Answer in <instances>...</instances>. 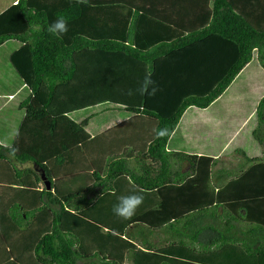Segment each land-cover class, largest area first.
<instances>
[{"label":"trees","instance_id":"obj_1","mask_svg":"<svg viewBox=\"0 0 264 264\" xmlns=\"http://www.w3.org/2000/svg\"><path fill=\"white\" fill-rule=\"evenodd\" d=\"M61 15L68 31L50 34L48 25ZM11 53L17 83L7 91L25 83L20 90L28 94L17 106L23 116L10 140L18 151L11 155L0 144V158L7 150L20 162L33 161L53 188L39 187V178L9 166L26 201L8 203L0 213V264H124L126 259L131 264H202L179 246L206 253L225 244L264 259V156L248 157L251 165L210 191L204 185L213 157L166 147L188 106H208L254 53L264 66V0H0V59L7 61ZM148 73L159 87L154 96L135 91ZM100 100L151 115L154 129L167 127L170 135L157 139L153 131L146 146L104 159L106 140L94 154L87 119L78 122L69 115ZM254 116L252 134L260 131L264 137V96ZM133 150L130 166L127 157ZM173 155L186 160L194 175L170 177ZM65 161L78 166H61ZM66 171H72L71 185L62 189L61 178L60 185L55 179ZM171 183L196 188L193 195L202 198L201 204L175 212L168 203L153 201V190L165 191ZM135 191L144 196L135 215L128 220L116 216L118 197ZM209 198L216 202L207 204ZM218 207L223 209L219 215ZM207 211L220 220L202 221ZM29 215L34 222L29 223ZM240 217L247 228H238ZM35 223L36 240L28 243L21 236L12 243L15 226ZM130 223H144L147 233L166 224L174 236L163 251L170 254L157 251L145 235L126 238Z\"/></svg>","mask_w":264,"mask_h":264},{"label":"crops","instance_id":"obj_2","mask_svg":"<svg viewBox=\"0 0 264 264\" xmlns=\"http://www.w3.org/2000/svg\"><path fill=\"white\" fill-rule=\"evenodd\" d=\"M12 53L8 54L7 61H4V59H0V144L2 145H11V139H13L17 133L18 125L22 119L23 112L19 111L17 106L20 101H22L28 94V92L25 90L22 92L20 89L25 85H18V87L14 91H7L9 88L15 85L17 83L16 73L13 69L11 56ZM256 53L253 54V58L251 60L254 61V72L252 78H248L249 82H251L252 87H255L257 89V102L261 97L264 96V80L262 78V75L264 76V66L259 62V60L256 58ZM251 60L236 74V76L233 78L231 83H234L233 81L237 78L241 77L242 79H245L247 74L244 72L246 67L250 64ZM11 63V64H10ZM12 65V66H11ZM260 74V75H259ZM8 78V79H6ZM4 81H8V83H12L10 85L4 84ZM10 81V82H9ZM248 82V83H249ZM231 83L228 85V87L216 98L214 99L208 106L204 108H199L196 106H192L193 109L190 110L189 106L184 110V116L180 117L179 122L177 124V130L169 136L167 141V149L168 150H180L185 149L187 152H195L197 154H205L213 157L214 164L211 166V174L209 175V180L204 185L205 188L208 187V189L211 191V189L217 190L219 187H222L225 185V183L230 180V178L234 177L236 173L239 172L240 169L245 168L246 166L251 165V161H249L248 157H256V158H262L264 156V147L256 148L255 145L251 149V153H246L243 156L240 155H234L236 150H233L229 153H226V150L229 148L236 147L238 143H233L234 139L240 136L242 133L245 124L251 119L253 120L254 112L257 106V103L246 111V117L242 120H240L239 124L232 125V127H229V124H227V128L224 127V124L226 122H229L228 119L224 118L223 115H220L218 111H213V109L208 110V108L214 104L217 103L218 99L222 97V94L229 89ZM248 83L242 84L238 89H236L237 92L240 93L238 97L242 95V92H246L249 87ZM245 86L242 88V86ZM255 85V86H253ZM126 87L129 86V84L125 85ZM12 92V93H8ZM108 102V103H104ZM102 103L106 104L105 107H101V111L106 112V118H112L108 119L109 121L105 124L103 122L100 123L98 126L95 122L94 113L88 114V115H80L77 114V116H72V113L81 109H85L90 106H98ZM191 106V105H190ZM120 109H123L125 112L124 114H115L119 112ZM208 110V111H207ZM187 113L185 114V112ZM69 115L74 118L76 121H82L84 119H87V123L84 126L85 129H87L93 137V141L95 143V152L94 154L100 153L99 147L100 144H102V140H106V143H104L106 147V153L105 157L100 156L99 158H110L111 156H120L122 153L130 154L129 151L132 150V146L137 147H143L146 146L147 141L150 139L153 129L155 127V118L153 116L145 115L142 113H134L130 110H127L124 108V104L120 102H114L111 100H100L93 103H90L84 107L74 109L69 113ZM105 118V117H104ZM103 124H105L103 126ZM116 124H119L118 128H115L114 126ZM200 127V128H199ZM229 127V128H228ZM115 128V129H114ZM212 128L213 131H210L209 129ZM223 131V129H225ZM249 129H252L251 127H248ZM200 129V130H199ZM225 132V133H224ZM145 133V137L141 138V134ZM217 134L214 136V134ZM225 134L224 139L222 141H219V138L222 137V135ZM139 135V136H138ZM132 136V137H131ZM130 139L128 140L127 138ZM140 137L139 142H136L134 139ZM214 138L213 140H211ZM9 140V141H8ZM264 146V145H262ZM91 147V145L89 146ZM88 147V148H89ZM101 148V147H100ZM134 151V150H133ZM3 156L0 158V213L3 215L5 214V211L3 208L8 203L11 204V202L16 203L20 202L23 203L26 201V197L23 196L22 190L19 188L21 185L16 184L14 182L16 181V178L13 177V171L9 169V166H15L16 168L23 170L26 169L29 171L34 178H39L38 186L42 187L43 185H46L44 182V179L41 178V170L39 167H37L33 161L31 160H25V161H18L11 155H9V152L7 150H2ZM136 150L132 153V155H129L127 157V163L130 166L134 165V154ZM108 155V156H107ZM8 156V160L6 159ZM98 157V156H97ZM103 159V160H104ZM171 162V168H170V177L174 178L175 176H178L182 172H190L188 175H194L193 169H190L189 163L184 160L180 159L179 156H172ZM78 166L73 165V163H70L68 161H65L64 164H61V166ZM57 166V165H55ZM81 166V165H79ZM43 171V170H42ZM44 172V171H43ZM57 174V172H56ZM70 174L72 175V171H70ZM67 171L62 172L60 174H57V178L55 179L56 182L59 184L61 178V185L62 189H68V185H71L70 179L68 178L70 175ZM60 176V177H59ZM75 179V178H73ZM73 179L71 178V182H73ZM31 180H29V183H31ZM49 180V179H48ZM86 180V178H85ZM87 182V180H86ZM9 183V184H7ZM80 183V184H79ZM79 186L82 184V181L79 182ZM198 183V182H197ZM50 188H53V183L49 181ZM75 184V183H74ZM60 185V184H59ZM169 189L165 191L153 190V201H162L164 202V205H170L172 209H176V211H185L186 206L188 205H195V204H201L202 198H196L195 195H193V186L187 187V188H175L177 183H171L169 184ZM195 186V184H194ZM47 187V186H46ZM185 189V190H180ZM187 189V190H186ZM99 192V191H98ZM97 192V193H98ZM96 193V192H95ZM93 192L89 193L88 195H92L94 197L97 196V193L95 194ZM95 194V195H94ZM205 199V198H204ZM225 201V198H223ZM95 200V198H94ZM210 200L212 198H209V201L207 204H214L216 202V199L213 198V200L210 203ZM157 204V203H156ZM166 210V209H165ZM222 208L218 207L215 210V214L222 212ZM242 213L243 210H240ZM199 215V214H198ZM202 221H214V218L216 220H220L212 215L210 211L205 212L203 214ZM219 215V214H218ZM25 216V214H23ZM27 218L24 217V220ZM116 219V217H115ZM29 223L34 222V215L28 216ZM198 222L201 221L200 218L197 220ZM223 221V220H222ZM219 222V221H217ZM144 223L139 224V227H135L133 224H129V227H127L125 237L130 238L138 237L140 236H147V238L151 241V243L158 246L156 249L157 251H162L164 253H169V251L166 249L163 251V249L168 245V240L173 239V236L170 229L166 226V224L162 225L160 228L153 230L151 233H147L144 231L143 228L147 227L143 225ZM220 226V225H219ZM238 228H247L249 225L245 219H241V217L237 221ZM22 226H15V229H13L14 236L12 237V243H17L20 241V237L23 236L26 238V242L31 243V241L38 236V231L36 229V223L33 227H22ZM3 228L0 225V236L2 234ZM143 231V232H142ZM175 232V231H174ZM177 234V233H175ZM28 237V238H27ZM141 244V241L139 242V245ZM163 245L162 247H159ZM178 246V245H177ZM176 245H169V247H177ZM181 248V251L183 253H186L187 256H190L193 253V260L198 263L202 264H264L263 256L260 255H248L245 253L243 248L240 245L236 244H225L220 249L215 251H210L206 253H198V252H192L188 250L184 246H179ZM174 249V248H173ZM171 252V251H170ZM173 253V252H172ZM188 258V257H187ZM124 264H131V261L129 259H126Z\"/></svg>","mask_w":264,"mask_h":264},{"label":"rangeland","instance_id":"obj_3","mask_svg":"<svg viewBox=\"0 0 264 264\" xmlns=\"http://www.w3.org/2000/svg\"><path fill=\"white\" fill-rule=\"evenodd\" d=\"M253 58V57H252ZM256 59L251 60L250 64L248 65V67H246L245 69V73L247 74L248 77H246L245 79H242L241 77L237 78L236 80H234V83H231L229 89H227L223 94L222 97H220L217 101V103L212 104L208 110L213 109V111H218V113H220V115H223L224 118L228 119L229 122H226L224 124V127L227 126V124H229V127H232V125L235 124H239L240 120L244 119L246 116V111H248L254 104L255 102H257V92L255 89V87H252L251 82H249L248 78H252L253 76V72H254V63H255ZM260 75V74H259ZM262 78L264 80V76L262 75ZM249 82V83H248ZM244 83H248L249 87L247 88L248 90L245 92H242V95L240 97H238V95H240L239 92L236 91V89H238L242 84ZM245 86L243 85L242 88H244ZM255 88V89H254ZM259 94V92H258ZM104 103H108V102H104ZM102 103L101 105L98 106H90L87 107L85 109H81L78 111H75L72 113V116H77V114L80 115H88L91 113H94V118H95V122L96 124L99 126L101 122L103 123H107L110 119L112 118H106V112L101 111V107H105L106 104ZM193 105L189 106L190 110L193 109L192 107ZM207 110V111H208ZM124 110L120 109L119 112L115 113V114H124ZM187 113V111L185 112V114ZM184 116V113L182 115V117ZM105 117V118H104ZM103 124V126L105 125ZM246 126L244 127L242 133L240 134V136H238L237 138L234 139L233 143H238V145L236 147H231L228 150H226V153H229L233 150H236V152L234 153V155H240L243 156L246 153H251V149L252 147L255 145L256 148H261L263 149L264 146V137H263V133L258 131L256 135L252 134V129L255 127V123H254V118L253 120H249L246 124ZM252 129H249L248 127H251ZM228 127V128H229ZM200 128V127H199ZM227 128V127H226ZM223 129V131L226 130ZM200 130V129H199ZM210 131H213L212 128L209 129ZM225 133V132H224ZM217 135L216 133L214 134V136ZM225 134L222 135V137L219 138V141H222L224 139ZM214 138H212L211 140H213ZM173 252H179V250H173Z\"/></svg>","mask_w":264,"mask_h":264},{"label":"clouds","instance_id":"obj_4","mask_svg":"<svg viewBox=\"0 0 264 264\" xmlns=\"http://www.w3.org/2000/svg\"><path fill=\"white\" fill-rule=\"evenodd\" d=\"M77 4H86L87 0H76ZM47 31L52 35H62L68 31V21L64 16H59L55 21H53L47 27ZM140 95H152L154 96L158 91L159 87L155 84V82L151 79V74L148 73L145 75V78L141 84V86L135 90ZM133 90L129 89L128 95H133ZM155 133V137L157 139L164 138L170 135V129L165 127L163 129H153ZM5 147H9L11 149L10 154L15 155L18 151V148L11 145H4ZM144 196L139 192L135 191L128 195H121L117 199V203L113 205V213L120 217L121 219L128 220L131 219L136 210L143 203Z\"/></svg>","mask_w":264,"mask_h":264},{"label":"water","instance_id":"obj_5","mask_svg":"<svg viewBox=\"0 0 264 264\" xmlns=\"http://www.w3.org/2000/svg\"><path fill=\"white\" fill-rule=\"evenodd\" d=\"M41 178L44 179V182L46 183L47 188H50L49 180L46 179L43 171H41Z\"/></svg>","mask_w":264,"mask_h":264}]
</instances>
